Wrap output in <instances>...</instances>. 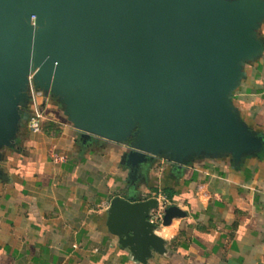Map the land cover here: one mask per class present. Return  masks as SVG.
Segmentation results:
<instances>
[{
	"label": "water",
	"instance_id": "water-1",
	"mask_svg": "<svg viewBox=\"0 0 264 264\" xmlns=\"http://www.w3.org/2000/svg\"><path fill=\"white\" fill-rule=\"evenodd\" d=\"M263 17L264 0H0V148L27 120L33 73L83 138L130 141L134 162L258 151L230 95L260 53ZM158 207L110 202V227L143 263L165 253L149 221ZM185 215L167 207L161 225Z\"/></svg>",
	"mask_w": 264,
	"mask_h": 264
},
{
	"label": "crops",
	"instance_id": "crops-1",
	"mask_svg": "<svg viewBox=\"0 0 264 264\" xmlns=\"http://www.w3.org/2000/svg\"><path fill=\"white\" fill-rule=\"evenodd\" d=\"M255 36L260 53L243 63L230 102L258 151L134 162L130 141L83 138L49 93L41 132L21 116L0 148V264H264V17ZM116 196L186 214L154 223L164 254L143 263L122 245L109 219Z\"/></svg>",
	"mask_w": 264,
	"mask_h": 264
},
{
	"label": "built area",
	"instance_id": "built-area-1",
	"mask_svg": "<svg viewBox=\"0 0 264 264\" xmlns=\"http://www.w3.org/2000/svg\"><path fill=\"white\" fill-rule=\"evenodd\" d=\"M33 73L28 75V95L30 102L27 111V125L31 132L39 133L42 131V121L44 119V111L41 107L42 101H46L44 93L36 89L33 81ZM158 210L149 214V221L151 223H160L162 218V208L159 206Z\"/></svg>",
	"mask_w": 264,
	"mask_h": 264
}]
</instances>
